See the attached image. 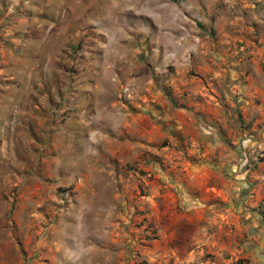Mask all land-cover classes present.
<instances>
[{
	"label": "rangeland",
	"instance_id": "obj_1",
	"mask_svg": "<svg viewBox=\"0 0 264 264\" xmlns=\"http://www.w3.org/2000/svg\"><path fill=\"white\" fill-rule=\"evenodd\" d=\"M0 264H264V0H0Z\"/></svg>",
	"mask_w": 264,
	"mask_h": 264
},
{
	"label": "crops",
	"instance_id": "obj_2",
	"mask_svg": "<svg viewBox=\"0 0 264 264\" xmlns=\"http://www.w3.org/2000/svg\"><path fill=\"white\" fill-rule=\"evenodd\" d=\"M215 57L217 58L218 56ZM221 72L222 69L214 65L212 68L206 69L203 74L204 78L208 77L207 79H210L206 82L214 86L212 90H214L215 94H219V91L215 90V84L217 82L216 78ZM198 93L201 96L192 98L190 96L191 102L185 108L169 107L167 111L161 112V124L159 123L158 125L161 129L162 127L168 128L170 133L169 136L166 134L164 136H168L170 140L180 142L192 137H195L198 141H215L217 138L215 131H217V124H219L217 121L222 119L220 116V105L215 95L207 90L205 84L202 83ZM186 127H195V133L190 136L186 132Z\"/></svg>",
	"mask_w": 264,
	"mask_h": 264
},
{
	"label": "bare ground",
	"instance_id": "obj_3",
	"mask_svg": "<svg viewBox=\"0 0 264 264\" xmlns=\"http://www.w3.org/2000/svg\"><path fill=\"white\" fill-rule=\"evenodd\" d=\"M88 11V10H87ZM92 12V11H91ZM84 15V14H83ZM146 19V18H145ZM175 33H177V32H175ZM106 46V45H105ZM112 46V45H111ZM101 47V46H100ZM160 51V50H159ZM166 57V56H165ZM158 58V57H157ZM96 75H97V73H96ZM98 76V75H97Z\"/></svg>",
	"mask_w": 264,
	"mask_h": 264
}]
</instances>
